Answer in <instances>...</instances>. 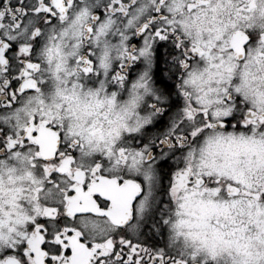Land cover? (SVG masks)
I'll list each match as a JSON object with an SVG mask.
<instances>
[{
    "label": "snow or ice",
    "instance_id": "6c2138e0",
    "mask_svg": "<svg viewBox=\"0 0 264 264\" xmlns=\"http://www.w3.org/2000/svg\"><path fill=\"white\" fill-rule=\"evenodd\" d=\"M0 264H264V0H0Z\"/></svg>",
    "mask_w": 264,
    "mask_h": 264
}]
</instances>
